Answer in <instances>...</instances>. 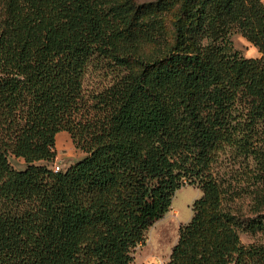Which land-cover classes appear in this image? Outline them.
<instances>
[{
  "label": "trees",
  "instance_id": "trees-1",
  "mask_svg": "<svg viewBox=\"0 0 264 264\" xmlns=\"http://www.w3.org/2000/svg\"><path fill=\"white\" fill-rule=\"evenodd\" d=\"M95 61L116 76L86 95ZM60 132L86 157L56 172ZM227 149L264 154V0H0V264H132L185 186L203 195L165 264H264Z\"/></svg>",
  "mask_w": 264,
  "mask_h": 264
},
{
  "label": "rangeland",
  "instance_id": "rangeland-1",
  "mask_svg": "<svg viewBox=\"0 0 264 264\" xmlns=\"http://www.w3.org/2000/svg\"><path fill=\"white\" fill-rule=\"evenodd\" d=\"M135 1L138 4H145L156 0ZM232 41L234 49L244 57L259 58L262 56L259 49L240 33H234ZM115 76L114 68L106 62H93L84 77V92L86 95L100 93L113 83ZM68 135V143L58 146L55 161L65 170L86 157L83 151L75 147L69 133ZM11 162L18 170L26 167V164L18 158L12 157ZM217 170L221 179L230 183L235 189L233 209L239 216L248 220L264 214V154L258 158L246 159L236 156L233 149H227L220 153ZM202 195V191L196 186H185L177 191L169 212L149 228L143 244L132 250V264H165L168 262L179 240L181 227L192 220L193 204ZM240 236L247 246L264 241L263 233L242 232Z\"/></svg>",
  "mask_w": 264,
  "mask_h": 264
},
{
  "label": "crops",
  "instance_id": "crops-1",
  "mask_svg": "<svg viewBox=\"0 0 264 264\" xmlns=\"http://www.w3.org/2000/svg\"><path fill=\"white\" fill-rule=\"evenodd\" d=\"M69 141V135L67 132H60L58 135H57V148L58 146H63V144H67ZM15 158V157H14ZM19 159V158H18ZM19 160H22V159H19ZM23 161V160H22ZM24 162V161H23ZM25 163V162H24ZM26 164V163H25ZM25 168V167H24ZM23 168V169H24Z\"/></svg>",
  "mask_w": 264,
  "mask_h": 264
},
{
  "label": "built area",
  "instance_id": "built-area-1",
  "mask_svg": "<svg viewBox=\"0 0 264 264\" xmlns=\"http://www.w3.org/2000/svg\"><path fill=\"white\" fill-rule=\"evenodd\" d=\"M52 169L57 172V171L61 170V166L58 165L57 163H55V164L52 165Z\"/></svg>",
  "mask_w": 264,
  "mask_h": 264
}]
</instances>
